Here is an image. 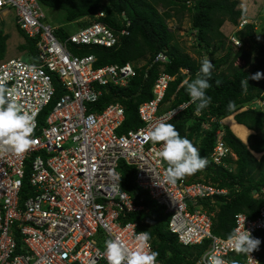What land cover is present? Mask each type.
<instances>
[{
	"label": "built area",
	"instance_id": "built-area-1",
	"mask_svg": "<svg viewBox=\"0 0 264 264\" xmlns=\"http://www.w3.org/2000/svg\"><path fill=\"white\" fill-rule=\"evenodd\" d=\"M9 10L16 27L35 41L36 62L2 60L0 80L10 77L5 81L11 90L7 98L35 113L36 128L23 153L0 141V264H108L105 244L112 239L135 250L139 223L127 219L145 210L121 190L117 178L121 162L135 168V184L169 217L167 231L179 245L209 242L195 264H208L209 254L228 264L236 253L232 241L212 235L215 214L202 205L226 199L228 191L205 181L190 182L188 177L168 183L164 164L157 163L155 155L161 144L146 138L159 123H172L191 100L160 113L173 80L160 71L151 100L138 107L143 126L118 134L125 119L123 107L96 106L102 87L128 86L136 75L134 65L96 67L95 56H76L70 50L117 46L120 38L128 36L130 23L124 13L118 31L100 21L104 14L98 12L83 20L88 25L59 41L54 34L58 28L45 22L38 0H0V13ZM246 23L241 21L236 30ZM230 41L240 48L234 38ZM166 60L162 54L155 58V62ZM57 89L61 95L55 99ZM256 104L264 110V100ZM222 135L220 131L215 135L208 161L227 169L225 161L236 157L224 145ZM119 184L117 191L113 186ZM234 223V231L245 228L253 237L264 232V206L256 219L237 214ZM243 255L244 264H264L255 253Z\"/></svg>",
	"mask_w": 264,
	"mask_h": 264
},
{
	"label": "trees",
	"instance_id": "trees-1",
	"mask_svg": "<svg viewBox=\"0 0 264 264\" xmlns=\"http://www.w3.org/2000/svg\"><path fill=\"white\" fill-rule=\"evenodd\" d=\"M38 1L44 8L63 13L65 24L78 21L80 27L88 25L83 21L85 18L102 12L104 17L100 21L118 31L122 28L121 15L124 13L126 16L130 23L127 28L128 36L120 38L119 44L114 48L81 47L77 50L70 47L76 56H95L96 67L124 66L127 63L134 65L136 75L128 86L122 89L102 87L96 106L98 109L112 104L123 107L125 119L117 131L118 134L143 126L138 116V107L151 100V89L160 71L173 79L168 84L161 105L162 113L190 101L184 81L196 77L202 58L211 57L217 51H225L224 57L212 60L213 69L209 81L211 87L207 90L211 103L200 112L196 111L195 104H189L171 124H174L181 136L187 137L207 160L203 169L183 179L188 177L190 182H209L221 190L228 191L226 199L215 198L214 204L209 201L202 204L205 209L215 214L212 235L228 239L234 231V216L237 214H244L250 220L257 218L260 208L264 206V110L249 108L238 112L256 100H264V77L258 81L249 79L246 91L241 86V81L247 79V76L250 77L258 71L264 74V44L256 37L253 24L246 23L232 35L241 43L240 48L234 54L225 48L228 42L220 32L223 24L227 23L236 29L241 21H246L245 12L237 9V0H190L189 5L183 0ZM183 13L191 14L190 27L199 48L197 56L200 60L181 54L172 46L174 36L167 28L166 21L173 19L176 14ZM17 32L24 39V44L19 46V50L27 53L29 60L35 63V41L27 38L18 28ZM54 34L59 41H64L69 32L58 28ZM7 39L8 36L0 29V61L4 60ZM212 45H215V49L210 51ZM244 45L249 47L248 51L244 50ZM159 54L164 55L168 62H155ZM142 60H145L144 65L136 67ZM237 60H242L244 66H234ZM223 68H226L225 71ZM60 95L61 92L57 89L55 99ZM231 116L238 125L254 133L247 137L246 145L239 141L228 127L220 126L222 120ZM218 131L223 134L221 139L224 145L236 157V161H225L227 169L216 167L208 161ZM252 154L261 156L256 159ZM164 167L166 169L167 165L164 164ZM135 171L134 167L123 162L119 165L121 190L129 195L135 205L145 210L128 216L127 221H137L139 231H147L150 234L152 249L158 252L157 262L160 264H195L207 249L209 242L205 241L195 247L179 245L176 237L167 231L169 217L135 184ZM254 238L260 239L261 244L259 249L252 253L261 257L264 263V232L256 234ZM228 264H244V255L233 254L228 258Z\"/></svg>",
	"mask_w": 264,
	"mask_h": 264
},
{
	"label": "clouds",
	"instance_id": "clouds-1",
	"mask_svg": "<svg viewBox=\"0 0 264 264\" xmlns=\"http://www.w3.org/2000/svg\"><path fill=\"white\" fill-rule=\"evenodd\" d=\"M212 69V61L204 57L196 77L184 81L191 103L196 105L197 112L207 108L211 103L207 90L211 87L209 81ZM262 77L264 74L259 71L250 77L247 76V79L241 81L242 89L247 90L249 79L258 81ZM8 78L10 77L5 76L0 80V141L14 151L23 153L32 143L31 136L36 128L35 113L25 111L19 103L7 98L11 92L5 87ZM173 114L174 112L171 115ZM146 138L161 144V150L155 155L158 158L157 163L167 165L165 177L170 184H176L185 176L203 169L207 164L206 158L200 155V150L187 137L181 136L174 124L161 122ZM117 178L120 181L121 177ZM113 187L118 191L120 184ZM229 238L234 252L249 257L261 244V240L254 238L245 228L243 231H233ZM135 239L137 241L135 250H128L114 239L106 241L104 254L108 264H157L158 252L151 249L150 234L147 231L139 232ZM208 264H226V261L218 255L209 254Z\"/></svg>",
	"mask_w": 264,
	"mask_h": 264
},
{
	"label": "rangeland",
	"instance_id": "rangeland-1",
	"mask_svg": "<svg viewBox=\"0 0 264 264\" xmlns=\"http://www.w3.org/2000/svg\"><path fill=\"white\" fill-rule=\"evenodd\" d=\"M183 1L188 2L189 0H183ZM237 2H238L237 9L243 10L245 12L244 20H246L248 24H253L255 31L254 33L256 37L260 40L262 44H264V32H263L264 0H237ZM158 9L160 11L162 10L160 8ZM43 10L45 13V22L48 23V25L51 27L62 28L68 32H72L80 27V24H75V23L65 24L63 22V13L59 11L49 10V8L46 7L45 8L43 7ZM190 19H191V14L189 13L176 14V16L173 19H169L166 21V25L174 36V42L172 43V46L175 47L181 54L187 55L195 60L198 59L200 60V58H198L197 56L199 48L197 46V42L194 39V32L191 30L190 27ZM0 29L3 31L5 35L8 36V39L6 41V51H5L4 59L7 60L11 58H20L23 62L29 63L30 60L28 58L27 53L21 52L19 50V46L21 43H23V39L17 32V27L15 25V17L13 15L12 10H9L5 13H0ZM235 31L236 29L233 26H230L229 24L225 28L220 29V32L225 37L226 42H228L225 48L229 49L232 54H234L238 49V47H236L230 41V39L233 38L232 35ZM243 48L245 51H248L249 49L247 45H244ZM213 49H215V45H212V47L209 48L210 51ZM224 56H225V51L223 52L217 51L211 57L210 56H205V57H208L212 61L213 59H218V58L220 59ZM144 63L145 60H142L138 64H136V67H141L142 65H144ZM234 66L238 68L243 67L244 62L242 60H237L234 63ZM225 69L226 68H223L222 70L225 71ZM183 73L185 72H182V74ZM257 101L258 100L251 103L250 104L251 107L257 109V104H256ZM243 109H245V107H243L240 110ZM226 122L234 126V124H232L230 120ZM234 129L239 135L246 134L243 128H238L234 126Z\"/></svg>",
	"mask_w": 264,
	"mask_h": 264
},
{
	"label": "crops",
	"instance_id": "crops-1",
	"mask_svg": "<svg viewBox=\"0 0 264 264\" xmlns=\"http://www.w3.org/2000/svg\"><path fill=\"white\" fill-rule=\"evenodd\" d=\"M228 24L227 23H224L223 24V26L221 27V28H225L226 26H227ZM22 38V37H21ZM23 39V38H22ZM22 44H24V39H23V43H21L20 45H22ZM5 60V59H4ZM250 106V107H249ZM249 108H254V107H251V105L249 104V105H247V106H245V109H243V110H240V112H243V111H245V110H247V109H249ZM240 112H238V113H240ZM228 120H230L231 121V123L232 124H234V126L235 127H238V128H243L244 130H245V132H246V134H241V135H239V134H237V132L235 131V129H234V126H232L231 124H228L226 121H228ZM220 126H226V127H228L230 130H231V132L234 134V136L239 140V141H241L243 144H245L246 145V140H247V137L248 136H250V135H252V134H254L253 132H251V131H249V130H247L244 126H240V125H238L235 121H234V119H233V116H231V117H229V118H227V119H225V120H222L221 122H220ZM203 128H207V126H203ZM242 131V130H241ZM241 131H240V133H241ZM239 135V136H238ZM242 136V137H241ZM256 159H259L260 158V156L261 155H255V154H252ZM257 157H259V158H257ZM236 161V160H235Z\"/></svg>",
	"mask_w": 264,
	"mask_h": 264
},
{
	"label": "water",
	"instance_id": "water-1",
	"mask_svg": "<svg viewBox=\"0 0 264 264\" xmlns=\"http://www.w3.org/2000/svg\"><path fill=\"white\" fill-rule=\"evenodd\" d=\"M168 62V60H166Z\"/></svg>",
	"mask_w": 264,
	"mask_h": 264
}]
</instances>
